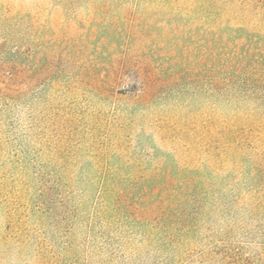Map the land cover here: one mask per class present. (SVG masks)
I'll use <instances>...</instances> for the list:
<instances>
[{
  "label": "trees",
  "instance_id": "1",
  "mask_svg": "<svg viewBox=\"0 0 264 264\" xmlns=\"http://www.w3.org/2000/svg\"><path fill=\"white\" fill-rule=\"evenodd\" d=\"M134 1L137 5L144 2ZM163 2L166 1L159 0ZM212 2L196 0L194 4L205 18L217 20L221 14ZM255 2L257 9H264V0ZM128 3L127 0H97V6L103 8ZM226 28L209 31L207 57V93L212 102L208 131L222 137L235 132L233 122L247 113L246 103L264 100L263 87H247L252 81L264 84V35L251 34L244 28ZM29 30L33 34L29 35ZM46 33L45 27L35 30L29 26L28 29L23 20L0 16V211L4 221L0 245H26L32 232H37L38 253L44 260L58 259L61 264L64 256L77 259L81 253L75 244V229L62 235V217L68 220L69 212L61 217L52 216L67 209L64 194L71 177L85 185L82 208L89 204L92 208L88 234L95 242L92 247L95 251L89 253L88 260L94 255L95 259L136 258L145 252L144 258L159 259L160 264H190L195 234L204 230L214 237L236 228L244 218L240 215L242 199L237 194L245 189L244 182L230 186V175L221 176L205 167L183 166L172 151L160 148L144 132L136 134L132 149L121 136H116V144L103 142L102 148H95V161L88 160V168L81 169L77 176L74 163L80 156L82 141L62 134L64 121L60 114L56 118V135L47 136L46 130L38 126V112L37 117L32 112L33 108L46 110L35 98V81H41L38 95L45 98L48 85L69 88L70 77L64 73L65 69L77 67L76 52L45 38ZM121 45L117 40L115 49ZM103 48L105 44L100 49ZM97 58L91 68L106 72V76L99 77L100 96L113 93L121 99H137V104L129 110L121 106L120 100H115L112 115L116 120H124L114 124L115 130L124 132L127 126L136 127L141 121L140 114H153L150 111L153 106L164 111L167 99L180 100L185 95L183 85L188 82L181 68L168 75L149 70L140 72L136 69L137 59L125 55L115 72L114 85H110L107 80L113 83L112 74L103 67L106 59L101 55ZM127 74L131 80L126 84ZM176 105L182 106L179 101ZM139 106H143L140 111ZM98 128L101 130V125ZM96 137L95 147L101 144ZM225 144L223 147L232 143ZM251 208L264 214V201ZM256 218L260 222L259 230L264 232V218ZM49 220L54 222L51 225L54 230L40 234L38 228L45 231ZM219 223L227 226L217 230ZM34 224L38 227L36 230ZM61 236L67 240L62 247H56L54 242ZM262 243L245 241L235 247L227 242L229 249L221 253L216 252L215 245L202 254L200 264H207L206 259L214 254L221 255L222 264H264ZM252 245L263 248L253 252ZM50 246L52 250L47 254L44 250L48 251Z\"/></svg>",
  "mask_w": 264,
  "mask_h": 264
},
{
  "label": "rangeland",
  "instance_id": "2",
  "mask_svg": "<svg viewBox=\"0 0 264 264\" xmlns=\"http://www.w3.org/2000/svg\"><path fill=\"white\" fill-rule=\"evenodd\" d=\"M127 1L129 3L126 6L111 5L103 8L97 6V0H0L1 17L23 20L28 29L29 26H33L35 30L45 27V38L56 40L76 52L77 67H66L64 72L70 77L69 88L67 85L64 89L48 85L49 90L46 91L45 98H40L38 94L41 91V81L36 80L33 84L36 100L46 109L43 111L40 107L32 110L36 117L37 112L39 114L38 126L46 130L47 136L52 137L56 135V118L59 116L57 114L63 115L62 134L70 136L74 141H82L80 156L74 163L77 176L80 175L81 169L88 168V160L95 161V148H102L103 142L116 144V136H121L132 149L133 142L137 140L136 134L144 132L152 136L160 148L172 151L181 165L192 168L205 167L221 176L230 175V186L244 182L245 189L237 192L242 199L240 206L243 212L240 215L244 216V221L241 220L236 228L228 230L226 235L220 233L213 237L210 232L204 230L195 234L196 241L190 248L193 257L190 264L203 263L202 254L213 249L215 245L218 246L216 252H225L229 249L227 242L235 247L241 246L245 241L255 245L263 242V246L264 232L259 230L260 222L256 217L259 216V219L263 220L264 214L251 207L264 201V100L246 103L247 113L240 115L233 122L234 133L224 134L223 137L212 135L208 131L209 107L212 102L207 93V57L210 30L230 26L233 29L244 28L251 34L264 35V9H257L255 0H213V7L221 14L216 20L205 18L201 9L195 7L196 0L191 3L186 0H165L163 3H159V0H144L139 5L134 0ZM205 7L208 9V5ZM28 34L33 32L29 30ZM117 40H120L122 45L115 49ZM110 42L114 45L110 46ZM102 44H105L106 48L100 49ZM100 55L106 59L103 67L108 68V72L112 74L110 80H113V83L107 80L110 85H114L115 72L126 55L137 59L139 65L136 69L140 72L149 70L168 75L174 70L183 69L188 82L183 85L185 95L180 100L174 97L167 99L168 104L164 111L153 106L150 110L153 114H140L141 121L136 127L127 126L124 132L115 130L114 124L124 121L123 118L116 120L112 115L115 100H120L118 102L121 106L129 110L137 104V99H121L120 95L113 93L100 96L102 88L99 77L106 76V72L97 71L90 66H95ZM124 80L127 84L131 80L130 74H127ZM247 87L264 88V84L252 81ZM112 88L113 86L109 89ZM177 101L182 106L177 107ZM142 108L143 106H139V111ZM42 112L44 117L41 116ZM97 125H101V130ZM95 135L101 143L96 147ZM225 142L232 144L223 147ZM68 186L69 189L64 194L68 211L64 209L63 213L52 216L61 217L69 212L68 220L62 217V235H67L70 230L75 229V237H71H74L81 255L75 260L64 256L60 259L61 264H160L159 259L144 258L145 252L136 258L113 259L106 256L95 259L94 255L88 260L89 253L95 251L92 248L95 247V242L88 234L89 213L92 208L90 204L87 208H82L85 188L82 182L71 177ZM1 213L0 211V229L3 230ZM52 224L54 222L49 220L45 231H40L35 224L33 228H38L40 234L46 233L54 230ZM216 226L219 230L227 225L219 223ZM38 239L39 234L32 232L26 245H0V264H58V259L42 258L41 253H38ZM66 240L61 236V239L54 243L56 247H62ZM252 246L253 252H260L263 248ZM50 250L51 246L44 252L49 254ZM222 262L221 255L216 254L206 259L207 264Z\"/></svg>",
  "mask_w": 264,
  "mask_h": 264
}]
</instances>
